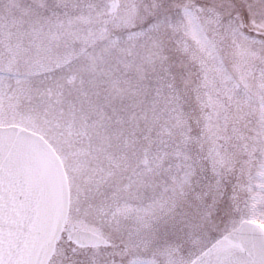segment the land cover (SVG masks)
<instances>
[{
    "label": "snow or ice",
    "instance_id": "snow-or-ice-1",
    "mask_svg": "<svg viewBox=\"0 0 264 264\" xmlns=\"http://www.w3.org/2000/svg\"><path fill=\"white\" fill-rule=\"evenodd\" d=\"M0 264H264V0H0Z\"/></svg>",
    "mask_w": 264,
    "mask_h": 264
}]
</instances>
